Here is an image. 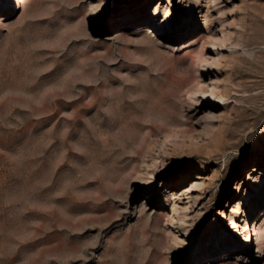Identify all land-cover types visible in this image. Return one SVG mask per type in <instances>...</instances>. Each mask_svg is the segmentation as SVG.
Segmentation results:
<instances>
[{
	"label": "rangeland",
	"instance_id": "rangeland-1",
	"mask_svg": "<svg viewBox=\"0 0 264 264\" xmlns=\"http://www.w3.org/2000/svg\"><path fill=\"white\" fill-rule=\"evenodd\" d=\"M0 264H264V0H0Z\"/></svg>",
	"mask_w": 264,
	"mask_h": 264
},
{
	"label": "bare ground",
	"instance_id": "bare-ground-1",
	"mask_svg": "<svg viewBox=\"0 0 264 264\" xmlns=\"http://www.w3.org/2000/svg\"><path fill=\"white\" fill-rule=\"evenodd\" d=\"M193 44V43H192ZM183 46H184V48H189L190 47V45H187V43H183ZM220 100L221 101H223L224 100V98L223 97H221L220 98Z\"/></svg>",
	"mask_w": 264,
	"mask_h": 264
}]
</instances>
